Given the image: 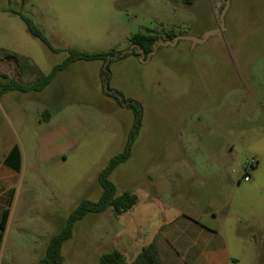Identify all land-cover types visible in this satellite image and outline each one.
Masks as SVG:
<instances>
[{"label": "rangeland", "instance_id": "374dc122", "mask_svg": "<svg viewBox=\"0 0 264 264\" xmlns=\"http://www.w3.org/2000/svg\"><path fill=\"white\" fill-rule=\"evenodd\" d=\"M218 1L0 0L2 85L49 76L70 50L130 54L132 37L147 29L164 43L195 39L112 62L108 84V64L77 62L41 92L0 94V164L13 144L25 157L16 187L25 207L9 245L20 255L5 263L42 260L79 204L102 197L98 177L124 152L137 120L107 86L143 107L131 156L110 178L119 195L131 192L139 202L121 216L109 210L77 223L63 247V264H98L114 250L131 264L153 243L175 195L202 193L199 178L183 176L190 154L229 153L233 144L245 168L256 165L255 154L264 152V0H229L217 13ZM21 15L45 33L54 51L29 33ZM46 113L50 126L40 123ZM61 122L73 139L64 157L45 160L41 137Z\"/></svg>", "mask_w": 264, "mask_h": 264}, {"label": "crops", "instance_id": "0c3cea01", "mask_svg": "<svg viewBox=\"0 0 264 264\" xmlns=\"http://www.w3.org/2000/svg\"><path fill=\"white\" fill-rule=\"evenodd\" d=\"M45 117L40 123L43 121L50 126L53 118ZM71 138L63 123L49 130L41 137V157L45 160L64 157ZM16 146L13 144L8 149L0 164V264H17L13 262L15 260L5 261L7 257L14 259L20 255L19 250L9 245L11 227L16 217H21L25 196L21 189L16 198L21 172L5 165ZM230 148L229 153H192L188 156L191 166L183 176L199 178L203 189L196 196L176 194L163 215V224L152 243L163 264H245L247 261L260 264L264 255L261 240L264 233V152L255 154L256 165L249 171L252 179L245 182L242 179L246 170L244 162H240L235 145ZM21 155L22 171L25 159L22 151ZM7 210L8 222L2 232L1 223ZM118 251L126 258L125 252Z\"/></svg>", "mask_w": 264, "mask_h": 264}, {"label": "trees", "instance_id": "16d2710c", "mask_svg": "<svg viewBox=\"0 0 264 264\" xmlns=\"http://www.w3.org/2000/svg\"><path fill=\"white\" fill-rule=\"evenodd\" d=\"M182 1L186 5H192L195 0H178ZM27 0H23L25 4ZM22 19L27 25L29 33L36 39L42 41L50 50H53L48 38L45 33L28 17L21 15ZM171 39L175 38L176 35H170ZM161 41V38L155 34L154 31L147 29L144 32H140L134 35L131 39V43L134 50L130 54H121L115 51L107 53H87L78 50H70L69 57L60 65L56 66L52 73L47 77H41L32 84L24 85L16 81H10L5 85L0 83V94L7 93L9 91H20L24 93L29 92H41L45 90L56 76L67 70L71 65L77 62H95L103 61L108 64L105 71V82L109 83V65L114 62L130 55L138 57L147 56L154 51V46ZM6 56L13 58L15 55L12 53H6ZM107 92L111 94L122 108H128L136 114V125L131 133L129 142L122 154L113 157L108 166L103 172L100 173L98 181L103 188V195L97 202L88 200L82 201L79 206L72 212L69 219L63 226V228L54 236H52L48 242L46 256L40 260L37 264H63V247L66 242L74 237V230L80 221L84 220L91 214H102L109 210H112L116 216H121L130 210H132L139 202L137 195L131 192H125L121 195L118 194L116 185L110 180L112 174L121 166L126 163L132 151V146L139 134L141 119H142V105L132 99L125 98L120 92L111 91L107 86ZM45 118H49V114L46 113ZM5 165L14 169L16 172H21L22 167V155L20 148L16 146L9 156L5 160ZM9 217V211H5L1 223V231L4 232ZM261 240L264 244V233L261 235ZM98 264H127L125 256L118 250H114L101 257ZM132 264H163L159 258V254L155 244H151L144 247L140 255ZM260 264H264V255L261 259Z\"/></svg>", "mask_w": 264, "mask_h": 264}, {"label": "water", "instance_id": "95a60500", "mask_svg": "<svg viewBox=\"0 0 264 264\" xmlns=\"http://www.w3.org/2000/svg\"><path fill=\"white\" fill-rule=\"evenodd\" d=\"M222 5V2H219L217 3V13H219V9ZM223 26V19L220 18V26L218 27V31L217 33H219L220 31V28ZM208 38V35H206L202 40L200 41H196V42H204L206 39ZM180 39H185V40H189V41H195V39H193L192 37H179L178 39H176V41H171V42H158L155 46H154V49H156L159 45L161 46H169V45H174L177 43V41H179Z\"/></svg>", "mask_w": 264, "mask_h": 264}, {"label": "built area", "instance_id": "2783aa9c", "mask_svg": "<svg viewBox=\"0 0 264 264\" xmlns=\"http://www.w3.org/2000/svg\"><path fill=\"white\" fill-rule=\"evenodd\" d=\"M255 163H251L246 167L245 173L243 175V181L250 182L251 181V175L249 174V171L254 167Z\"/></svg>", "mask_w": 264, "mask_h": 264}, {"label": "flooded vegetation", "instance_id": "af4514ba", "mask_svg": "<svg viewBox=\"0 0 264 264\" xmlns=\"http://www.w3.org/2000/svg\"><path fill=\"white\" fill-rule=\"evenodd\" d=\"M219 2H222V4H224V7H223V9L225 8V6L227 5V3L229 2V0H219ZM222 9V10H223ZM218 27L220 26V21H218Z\"/></svg>", "mask_w": 264, "mask_h": 264}]
</instances>
